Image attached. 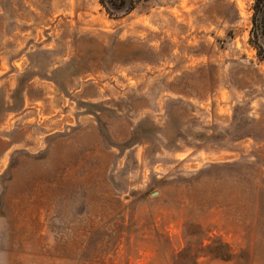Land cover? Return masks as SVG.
Listing matches in <instances>:
<instances>
[{"label": "rangeland", "instance_id": "rangeland-1", "mask_svg": "<svg viewBox=\"0 0 264 264\" xmlns=\"http://www.w3.org/2000/svg\"><path fill=\"white\" fill-rule=\"evenodd\" d=\"M255 2L0 0V264H264Z\"/></svg>", "mask_w": 264, "mask_h": 264}, {"label": "trees", "instance_id": "trees-1", "mask_svg": "<svg viewBox=\"0 0 264 264\" xmlns=\"http://www.w3.org/2000/svg\"><path fill=\"white\" fill-rule=\"evenodd\" d=\"M132 1L133 0H103V3L109 10L115 13H123L129 8ZM254 23L256 26V34L261 42L259 47L260 49H264V0H256L255 2Z\"/></svg>", "mask_w": 264, "mask_h": 264}]
</instances>
